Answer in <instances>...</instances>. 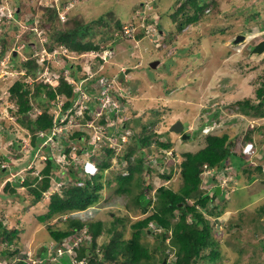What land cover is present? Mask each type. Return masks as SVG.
Instances as JSON below:
<instances>
[{"label":"rangeland","instance_id":"1","mask_svg":"<svg viewBox=\"0 0 264 264\" xmlns=\"http://www.w3.org/2000/svg\"><path fill=\"white\" fill-rule=\"evenodd\" d=\"M205 1V8L197 22L178 30L176 22L170 15L178 5V0H0V49L2 40L7 44L5 53L0 57V139H3L0 154L6 156L2 165H10L5 170L4 167L0 169V181L11 177V173L18 170L21 162L26 163L29 154L32 158L27 163L25 176L29 175V172L35 176L41 167L38 161L44 155L40 153L37 158L32 155L28 137L24 138L21 150L15 148L14 143V140L18 142L19 137L26 136L28 130L17 119L16 105L8 98V87L14 79L23 75L24 69L17 66L28 53L36 61H41L45 57L44 60H48L55 73L59 71L60 66L67 63L69 69H66L79 77L83 73L82 76L98 75L99 80L102 79L100 74L116 76V79H112L116 85H121L125 101L123 102L122 97L118 99V106L123 108V111L108 118L112 108L101 109L99 104H96L93 112L99 114L103 111L108 122L94 127V123L88 119L83 127L73 122L67 125V129L72 131L75 127L83 128L85 131L83 135L86 137L81 136L82 142L78 141V138L71 139L74 147L79 149L80 146H92L91 151L98 155L103 154L106 145L114 146V142L103 139L106 134V138L110 136L112 139L108 132L113 133L115 129H120L118 137H121L114 146L115 151L111 152L110 156L104 154L110 166L103 171V189L99 201L86 209L72 213V216L86 221L101 220L104 228L109 227L115 216L123 217L125 220L119 225L123 238L131 235V223L142 214L129 202L131 194L115 193L114 183L107 184L105 179L112 178L120 170L123 174L126 172L122 169L126 164L118 161L117 156L121 154L125 145L133 143L131 136L133 131L143 129L142 124L151 123L144 133H156L151 135L149 144L140 148L144 152L142 184L148 186L144 189L154 199V191L159 185L178 188L181 182L179 177V163L183 159L181 154L185 151H195L205 144V136L201 134L200 128L206 123H212L210 127H213L212 131L216 133L227 132L239 138L242 137L246 126L249 125L250 128L260 121L262 122L258 125H264V117L256 119L243 115L235 105V101L242 98L255 101L257 99L255 88L264 80V50L260 53L251 51L252 47L264 38V0ZM53 6L57 11L59 8L60 13L56 11V17L47 10ZM99 16L104 17L108 26L102 23L93 25L90 34L84 39L97 42L102 40L101 48L114 37L109 36L105 39V32L110 27L114 28L117 19L121 21L123 27L137 25L138 29L135 35L137 39L115 34L116 37L108 45L112 46L114 54L113 57L106 55V63L109 64L101 62L100 57L98 60L95 51L81 53L69 51L68 60L65 62L57 57V54L64 53L60 46H54L53 51L45 53L48 38L49 43L57 45L53 36L58 31L67 30L74 20L90 22L96 21ZM151 17L156 21L158 28L153 23L146 26V22H143L145 18ZM41 23L42 28L39 26ZM139 27H146L148 35L142 36V29ZM155 27L162 33L157 37L153 36L152 41L149 34L156 29ZM237 34L244 37L234 42ZM152 60L159 61L155 67L150 66ZM121 69L124 71L120 72ZM35 74L44 78L47 76L46 72ZM86 79L90 81L88 76ZM68 80L74 81L72 78ZM89 81L79 80L74 83L83 89L92 88L96 80L92 83H88ZM52 84L55 85L54 82ZM31 103L30 117L35 116L40 110L33 99ZM53 109L54 107L49 108L51 113ZM135 117L136 126L132 122ZM124 122H127L126 127ZM180 123L183 124L185 133L190 132V137L183 138L181 132L171 130V125ZM111 125L115 129L108 130L106 126ZM253 131L254 128L252 133ZM258 133L263 134L261 131ZM261 134L253 136L258 147L256 156L248 157L252 161L253 178L247 179L246 171H242L241 168H228V173L219 182L222 185L220 186L226 189L225 198L223 199L221 193L216 196L224 209L216 216H208L205 213V217L210 218V223L216 230L212 235L218 243L219 264H264L262 228L264 214L257 216V209L264 206V163L261 172L255 168L256 158L261 157L260 160L264 158V137L261 138ZM156 139L168 141L170 146L161 147L154 141ZM58 144L59 142L52 143L50 150L57 161H62L63 156L58 155L60 149ZM47 149V146L43 147V151ZM137 152L131 156L133 162L138 155ZM157 158L160 161L156 160ZM233 160L240 161L238 156L233 157ZM145 164L148 165V170L145 169ZM164 172L170 173L168 178L160 176ZM67 173L68 167L62 162L51 175L54 178L67 176L66 181H72ZM212 184L204 179L200 182L199 188L205 190ZM12 185L19 192H24L25 187L19 182ZM58 185H54L55 190ZM45 194L38 202L27 205V201L19 197L20 193L10 194L4 191L2 184L0 185V218H3V222L20 229L16 245L18 253L15 254L13 262L23 257L28 264H40L39 254L45 252L49 253L46 264H51L49 261L56 257L52 264H72L69 253L64 251L65 253L57 256L54 248L63 246H58L57 242H50L52 239L45 228L48 220L40 221L37 217L46 209L48 194ZM53 221H57L56 218L49 220ZM66 223L59 221L55 224L64 228ZM107 236V233H103L102 239H106ZM79 237H76L77 241ZM102 239L98 238L99 241ZM140 239L148 246H153L156 241L154 235L150 233L142 235ZM168 242V239H164L168 256L163 259L166 262L171 261L173 257V249ZM64 244L68 247V242ZM7 246L16 247L14 244L7 245L4 242L0 244V250ZM47 246L49 251L44 248ZM159 255L156 253L155 259L161 256ZM8 258V254H0V264H8ZM73 263L77 264L75 261Z\"/></svg>","mask_w":264,"mask_h":264},{"label":"trees","instance_id":"2","mask_svg":"<svg viewBox=\"0 0 264 264\" xmlns=\"http://www.w3.org/2000/svg\"><path fill=\"white\" fill-rule=\"evenodd\" d=\"M178 1V5L175 6L170 15L172 20L176 22L177 29L181 30L184 26L192 25L197 22L198 18L203 13L206 1ZM47 10L56 17L55 6H53V8H47ZM14 15H17L16 11ZM149 20H151V18H149ZM97 23L108 26L103 16H99L96 21L90 22L74 20L72 26L68 27L67 30L58 31L57 34L53 36L55 38L54 42L57 45L52 42L49 43L50 38H48L47 46L45 47L46 50L51 52L54 50V46L64 45L67 47L68 52L73 51L81 53L88 50L99 51L102 40L97 42L84 39L90 34L93 25L97 26ZM41 25L42 23L39 24L40 28H42ZM123 28V24L117 19L114 28L110 27V29L105 32V39L109 36H113L116 32H121ZM6 46V42L2 40L0 57L5 53ZM64 53L61 52L57 54V57L65 62L68 58ZM45 62L49 65L48 61ZM17 67L24 69L23 75L20 78L14 79L12 84L8 87V98L17 105V119L26 127L28 132H26V136H23V138H16L18 140V142L16 141V147L21 150L24 138L28 137L29 145L31 146L30 151H32V146L36 137L35 132L49 128L54 121V114L50 112L49 108H59L58 102L61 98L77 94L78 86L74 82L85 78L82 76L83 74L79 77L77 74H74V72H69L68 65L65 63L63 64L64 68L61 69V74L58 76V81L55 85L51 84L49 81H45L43 77L34 79L35 73L40 66L36 62V59L31 57L30 53L19 62ZM49 67L51 66L49 65ZM63 69L66 71L63 72ZM66 76L74 79V81L68 80ZM28 78L30 79L29 82L27 81ZM88 83L91 82L89 81ZM30 87L33 89L31 90ZM254 93L257 98L255 101L249 98H242L235 101L237 110L246 116H264V80L255 88ZM31 99L35 101L40 110L35 116L26 119L25 114L28 113L32 107ZM123 100L125 101L124 98ZM70 103V100H64L60 106V111H64ZM118 112L119 111H111L108 118L113 117L114 114ZM134 119H136V117L132 119L133 125L136 126L137 123H134ZM126 123L124 122L125 127ZM149 124L151 123L146 125L142 124L143 129L133 131L131 135L133 137V143L125 145L121 154L117 156L118 161L126 164L123 168L121 167L126 171V174H122L120 170L112 178L105 179L107 184L114 183L115 193L131 194L129 202H131L133 207L138 208L140 214H142L141 217L135 219L131 223L132 231L128 238H123L122 232L119 229V225L125 220L123 217L115 216L110 222L109 227L104 228V223L101 220L86 221L79 217L72 216V213L86 209L99 201L101 196L100 192L103 189V171L110 165V162L104 158V154L106 153V156H110V153L115 151L108 146L104 147L105 151L103 150V154H96L94 156L98 165V172L95 175L89 177L81 176L77 167L67 165L68 174L72 178V181H66L67 179L65 178L61 180L63 183L61 182L59 187L60 190L48 194L46 209L37 217L40 221L48 220L45 224V228L49 232L50 239L53 241L64 244L67 243V241H62L67 238L74 239L76 235L82 236L81 243L74 246L73 251L75 253V260L85 259L87 264H162L163 258L168 256L165 251L167 244L164 243V239L169 240L168 245L173 249L171 261L169 260L165 262V264H219L217 262V258L219 257L218 243L212 235L216 230L211 225L210 218L205 217V213H207L208 216H216L220 214L224 207L217 200L211 202L212 200L210 197L214 198L215 194L209 196L207 192L199 188L200 176L198 174L203 163H207L208 166H222L225 156L228 153V146L233 145L232 142L229 143L230 135L227 132L207 135L205 137L204 146L194 152H183L182 155L184 158L180 162L182 183L177 189L159 185L154 191L155 195L153 199V197L149 196L145 191L144 188L148 186H143L141 175V170L144 169L142 160L144 152L140 148L142 145H147L151 142L150 137L152 134L156 135V133H144V130L146 131L148 129ZM112 127L113 125H111V128ZM119 130L120 129H115L114 131L118 133ZM258 130H264V125L259 127ZM109 132L108 134H112V132ZM80 133V131H75L73 136H78ZM112 135L117 134L113 133ZM247 135V138H251L249 133ZM1 140L3 143V139H0V144ZM154 141L161 147L170 146L168 141L159 139ZM80 148L81 149H79L76 154H80L82 149L91 152L92 146H80ZM64 150L68 152L70 147L68 146ZM135 152H137L138 155L133 162L131 156ZM233 155H235V153ZM31 158L29 154L26 159V165ZM4 159H6V156L0 154V169L4 167L5 170L9 168L10 165L3 166L2 161H4ZM58 167L59 165L55 162V159L49 156L43 167H41L40 171L35 174V176L30 175V172L29 175L25 176L24 181L21 183L23 187H25L23 188L24 192H19V190L12 188L10 182L13 183V181L4 183L0 181V183L3 185L4 191H8L10 194L20 193L21 198L27 201V205L29 203H36L43 197V192L52 186L54 177H52L51 173L54 169H58ZM145 169L148 170L147 164H145ZM244 170L248 172L246 173V177L251 175L252 170L249 167L244 168ZM256 170L261 172V165H257ZM169 175V173L165 172L160 174V176L164 178H168ZM248 178L252 179L253 176H249ZM58 179L61 178H57V180ZM14 181L16 183L19 182L16 177ZM76 181H80V183ZM17 196L18 195H14V197ZM257 210V216L259 214H264V206ZM14 218L15 217L12 215V219ZM54 218H56L57 221L49 222V220H53ZM2 219H0V244L6 242L7 245L14 244L16 246L20 229L14 225L7 224L5 221L3 222ZM59 221L67 222L66 226L61 228L59 225H56L55 223ZM262 228L264 229V226H262ZM103 233H107L108 235L106 239L104 238L105 240L102 239ZM147 233L154 235L156 239L153 246L144 244L140 239L142 235ZM99 237H101V241L98 240ZM44 248H47L46 251H49L48 246ZM168 249L169 251L171 250L169 247ZM64 251L69 253L71 260L74 258L71 252L67 250ZM16 253H18L17 246L13 248L7 246L0 250V254L9 255L8 264H27L23 257L22 259H15L13 262L12 260L15 258ZM156 253L161 255H159L160 257L157 259H155ZM48 254L49 253L46 254L45 252L39 254L41 259L40 264L47 263L49 258V256H47ZM55 259H57V257ZM55 259L50 260L51 262L49 261V263L52 264Z\"/></svg>","mask_w":264,"mask_h":264},{"label":"clouds","instance_id":"3","mask_svg":"<svg viewBox=\"0 0 264 264\" xmlns=\"http://www.w3.org/2000/svg\"><path fill=\"white\" fill-rule=\"evenodd\" d=\"M56 11H57V9H56ZM57 12H59V8H58V11ZM143 22H146V26L149 23H153L155 26L157 25L156 24V21L152 17H151V20H149L148 18H145L143 20ZM139 28L142 29V31H141L142 32V36L148 35L146 33V30H147L146 27L145 28L144 27H139ZM157 28L149 34V35H151V37L149 39L152 40V41L154 40L152 38L153 36H156L157 37V36H159L160 33H162L161 30H157ZM137 30H138L137 29V25H135L133 27H124L121 32H116V33L113 34V36L116 37L115 34L118 33L122 37H126V38L127 37H132L134 39H137V38H135V35L137 34L136 33ZM114 37L112 39H109L108 42H106L104 48H101L100 47V50L99 51H96V50H88V51H95V52H97V53H95L96 54L95 56L98 57V60H99V57H100L101 60H102L101 62L106 63V55H108L109 57H113V55H114L113 54L112 46H108L110 44V41L113 40ZM136 37H138V36H136ZM155 45L158 46L157 43H155ZM60 47L63 48L64 52H66L64 54L67 57L69 55L68 54L67 47H65L64 45H61ZM88 51H85V52H88ZM45 53L47 54V50L45 51ZM44 59H45V57H43L41 61H36L37 63L39 62L38 64L40 66V68L36 72H38V74H40L41 72H46L47 73V76H45V78H47L48 80H45L44 76H39V75H36V74H35V77L37 79L40 78V77H43V79L45 81H49L51 84H52V82H54L56 84L57 81H58V76L61 74V69L63 68V65L60 66L59 71H57L55 73L54 70H53V67H49V65L47 64V62H45V61H48V60H44ZM44 62H45V64H44ZM98 64H100V61H98ZM107 64H109V63H106V65ZM45 67H48V72L45 71ZM119 71L120 72H123L124 70L121 69ZM83 75H84V73H83ZM100 75H101V77H103V78H105L107 80V83H111L112 87L110 88V91H109V93H108L107 96L108 97H111V99H113L118 104L119 103V100H120L119 98H121V97L124 98L125 96L123 95L124 93H123V89H122L121 85L120 84L119 85H116V83L112 79V78L116 79V76L109 77V76H102V74H100ZM87 76H88V78H90V82L91 83L94 82L95 80H96V83H95V85L92 88L83 89V92L85 94V97H84L85 98L84 99V105H86V107H84L82 110H80V109L77 108V106H74L73 105V103H74V101H75L78 93L75 94V95H70L69 97H64L63 98L64 100L68 99V100L71 101L70 105L64 111H59V114L58 115H55L54 110L56 108H54L53 109L54 121H53L52 125L49 128H46L44 130H38V131L35 132V136L36 137H35V141H34L33 146H32V155L35 158H37V157H39V154L40 153H43L44 154L43 155V158L38 161V163L41 164V167H43V165H44L45 161L47 160V158L49 156H51L52 158L55 159V162L58 163L59 167H60V164L62 165V162H63V164L73 165V166L77 167L79 169V174L81 176H88L89 177L91 175H95L98 172V165H97V163H96V161L94 159V156L96 154H93L92 151L90 152L88 150H83V149L81 150V153L80 154H76V152L79 149H81V148L78 149L76 146L74 147V144L72 143V140H71V139H74L75 140V139L78 138V141L82 142L83 137H81V136L85 132L80 133L78 136H73L74 135L73 133L75 131H79L81 129H79V130L74 129L72 131H70L69 129H67V125H70L73 122H75V123L79 124L81 127H83V126L86 125L87 120L90 119L94 123V127H98L99 125L105 124L107 122V120H108L107 119L108 116L106 117V114L103 111H101L99 114H95L93 112V110L96 109V106H95L96 104L97 105L99 104V106H100V103H99V98H100L99 97V95H100L99 94V92H100V88L99 87H100V83H101L100 80H99L100 79V76L97 75L95 77V76L89 74V75H85L84 78L86 79ZM66 78L69 79L70 77L66 76ZM86 81H89V80L86 79ZM95 89H97V90H95ZM63 99H60L59 101H61ZM123 102H124V100H123ZM120 105H121V103H120ZM118 109L119 110H117V111H123V108H118ZM16 111H17V105H16ZM78 111H80V112H78ZM112 111H115V110L112 109ZM38 113H39V111H38ZM64 113L66 115L64 116L63 119H61V117H63ZM25 116L30 117L29 112L26 113ZM261 117H264V116L254 117V118H256V119L258 118L259 119ZM261 122L262 121L258 122V124H260ZM211 124L212 123H210V122L209 123H206L203 127L200 128V132H201V134L203 136L206 137L207 135H210V134H219V133H216V132L212 131L213 130V127H210ZM258 124L250 127L251 129L248 127L249 125L246 126L245 131H244L242 137H240V138L237 135H230L229 134L230 135V137H229V143L232 142L233 145L228 146V153L225 156V160H224L222 166L217 167V166H208L207 163H203L202 164L201 170H200V172L198 174L200 176L199 186H200V182L202 180H204V179H206L208 182L213 183L209 188H206L205 190H202L201 189L202 191L207 192V194L209 196H212L213 194H215L214 198L210 197V199L212 200L211 202H214V200H218V198L216 196L219 195L220 193L225 198V193H226L225 191H226V189H224V187H221L222 185L219 182L222 180L221 178L224 177V175L228 173V171H227L228 168H231V167H236V168H239V169L241 168L242 171H246V173H248L247 170H244V168L249 167L252 170L251 175H249V176H253L252 161L248 157L249 156L250 157H255L256 156V153L258 152V147H257L256 140H254V138H253V136H256V134H261V133H258V132H260L258 129L262 125L259 126ZM181 125H182L181 130L180 131H177V132H181L183 134L185 132H184L183 124L182 123H181ZM88 127H90V125ZM107 127L108 126H106V128ZM58 128H60L59 131H58ZM109 128L111 129V127H108V130H110ZM247 128H249V130L246 133ZM252 128L255 129V131H253V133H252ZM112 129H114V128L112 127ZM256 131H258V132H256ZM52 132H54V133H52ZM261 132L264 134V130H261ZM113 133H116L117 135H112ZM113 133L110 134L112 136V139L109 138L110 136H108V138H106L107 137V134H106V136L103 139H105L108 142H110V141L111 142H114V146H115L120 141V137L121 136L118 137V133L115 132V131H113ZM186 133L189 134L190 132L187 131ZM248 133H249V135H250L251 138H247V136H248L247 134ZM66 134H68V135H66ZM263 134H261V138L264 137ZM84 137H86V136H84ZM189 137H190V134H189ZM54 142H59L58 145H60V149H59L58 155H62L63 156L62 161H57L56 156H54L53 153H51V150H50L51 149V144L54 143ZM14 143H16V140H14ZM9 144H11V141L9 142ZM45 146H47V148H48L47 151H43V147H45ZM68 146L70 147V150L68 152H65L64 149L66 147H68ZM114 146L112 147V145H111V146H108V147H111L114 150ZM202 146H204V144ZM15 148H17V147H15ZM15 153H18V152H15ZM234 153H235V155H233ZM235 156H238L239 157V160L241 162L240 161L233 160V157H235ZM263 157H264V155H263ZM260 158H256V161H257L256 166L257 165H261V171H262L263 170L262 169V165L264 163V158H262V160H260ZM156 160H159V159L157 158ZM21 164H22V162L20 163V165L18 164L19 165L18 170H16L15 172H12L11 173V177H14V178L16 177L18 179V181H19V184H21L24 181V179H25V172H26V169H27L26 163L22 164V166H21ZM90 164H93V168L87 174L85 172V170H86L87 166L90 165ZM179 166H180V163H179ZM41 167H40V169H41ZM180 170H181V168H179V177L181 178V182H180V184H181L182 183V176L180 175ZM67 175H69V174L67 173ZM249 176H247L246 178L249 179L248 178ZM11 177H7L6 180L3 181V183L4 182H7V181H13L14 179H12ZM57 178H61V179H58V181L61 182L62 179H64V178L67 179V176H63V177H57L56 176L55 178H53V182L55 180H57ZM249 180H251V179H249ZM76 182L77 183H80V181H76ZM180 184H179V186H180ZM52 185H53V183H52ZM216 186L219 187V192H216ZM51 187H49L45 192H43V195ZM209 191H210V193H209ZM54 250H55V248H54ZM79 260H81V259H79ZM83 260H85V259H83ZM73 261H75V262L78 261V260H75V255H74V258L72 259V264H74ZM86 264H87V261H86Z\"/></svg>","mask_w":264,"mask_h":264},{"label":"built area","instance_id":"4","mask_svg":"<svg viewBox=\"0 0 264 264\" xmlns=\"http://www.w3.org/2000/svg\"><path fill=\"white\" fill-rule=\"evenodd\" d=\"M45 71L48 72V67H45ZM101 78L102 79L100 80L101 83H100V92H99V94H100L99 99H101V103H100L101 109H104L105 107H110V108L114 109L115 111L119 110L118 104L113 99H111V97L107 96L109 91H110V88L112 87L111 83H107V80L105 78H103V77H101ZM77 86H78V94H77V97H76L73 105L77 106L78 109L82 110L84 107H86V105H84L85 94L83 92V88L79 87V85H77ZM63 101H64V99L59 101V103H60L59 108L57 107L54 110L55 115L59 114L60 106H61V103ZM78 112H80V111H78ZM65 115L66 114L64 113V115H63V117H61V119H63ZM59 130H60V128H58V131ZM52 133H54V132H52ZM77 236L78 235H76L74 237V239L67 238V239L63 240L62 242H65V241L69 242L68 247L63 246V247L55 248L56 254L59 255V254L63 253L64 250H67L74 255L75 253L73 252V247L77 246L82 239V236L79 235L80 237H79V240L77 241L76 240ZM77 264H86V261L81 259V260H78Z\"/></svg>","mask_w":264,"mask_h":264},{"label":"water","instance_id":"5","mask_svg":"<svg viewBox=\"0 0 264 264\" xmlns=\"http://www.w3.org/2000/svg\"><path fill=\"white\" fill-rule=\"evenodd\" d=\"M243 35L242 34H237L234 38V42H238L240 40L243 39ZM264 50V38L262 40H260L259 42H257L251 49L252 52H255V53H260ZM158 63V60H154L150 63V66L152 67H155V65ZM182 128V125L181 123L180 124H173L171 125V130H174V131H180ZM189 134L187 133H183L182 134V137L185 138V137H188ZM216 192H219V187L216 186ZM162 264H165V259L162 260Z\"/></svg>","mask_w":264,"mask_h":264},{"label":"bare ground","instance_id":"6","mask_svg":"<svg viewBox=\"0 0 264 264\" xmlns=\"http://www.w3.org/2000/svg\"><path fill=\"white\" fill-rule=\"evenodd\" d=\"M81 80H85V79H81ZM80 80V81H81ZM64 98V97H63ZM63 98H61V99H63ZM60 103L58 102V105H59ZM108 119V118H107ZM108 122V121H107ZM77 124V123H76ZM78 126H79V124H78ZM75 129H77V130H79V129H81V131H83V132H85L84 131V129L83 128H78V127H75ZM28 139V138H27ZM29 142V141H28ZM31 160H29V162H30ZM93 168V164H90V165H88L87 166V168H86V170H85V172L88 174L90 171H91V169ZM39 172V171H38ZM37 172V173H38ZM123 174V173H122ZM124 174H126V173H124ZM92 176V175H91ZM14 183H16V182H13V184ZM56 184H59L58 186H57V188H56V191H58V190H60V185H61V182L60 181H58V180H55L54 182H53V185H52V187L46 192L47 194H49V193H51V190H55L54 189V185H56ZM0 185H1V183H0ZM21 186H23L22 184H20ZM10 186L12 187V188H14L15 190H16V188H15V186H13L12 185V183L10 184ZM2 188H3V185H2ZM46 195V194H45ZM20 197H21V195H20ZM90 206H92V205H90ZM89 206V207H90ZM88 208V207H87ZM1 219V218H0ZM215 229V228H214ZM50 242H57L58 243V246H60V245H62V246H65L63 243H61V242H58V241H53V240H51ZM38 259H39V262L41 261V259H40V257H38ZM28 264V263H27Z\"/></svg>","mask_w":264,"mask_h":264}]
</instances>
